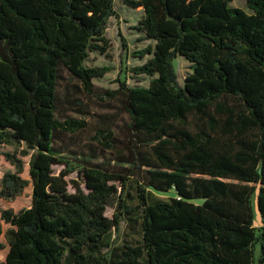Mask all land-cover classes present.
<instances>
[{
  "label": "trees",
  "instance_id": "1",
  "mask_svg": "<svg viewBox=\"0 0 264 264\" xmlns=\"http://www.w3.org/2000/svg\"><path fill=\"white\" fill-rule=\"evenodd\" d=\"M230 1L124 0L154 42L132 73L151 80L103 91L122 136L98 128L95 149L69 164L64 138L87 122L66 104L83 112L82 95L97 96L103 69L85 62L105 50L114 0H0V146L14 169L0 198L30 187L27 208L0 209V264H264V0H244L248 12ZM178 56L190 69L181 85ZM62 72L76 102L58 97ZM57 164L77 171L72 192ZM129 222L138 238L115 244Z\"/></svg>",
  "mask_w": 264,
  "mask_h": 264
},
{
  "label": "rangeland",
  "instance_id": "2",
  "mask_svg": "<svg viewBox=\"0 0 264 264\" xmlns=\"http://www.w3.org/2000/svg\"><path fill=\"white\" fill-rule=\"evenodd\" d=\"M230 6L242 9L246 12L247 8L244 0H231ZM115 15L110 17L107 23L105 31V39L107 45L103 53L92 52L89 53L85 62L87 67L102 68L104 74L101 77L94 78L92 84L96 89L97 96L86 97L82 95L83 99V112L76 110L74 106L66 104V115L71 118L84 120L87 122V127L80 132L68 134L63 141L62 148L66 151L64 157L69 161L80 160V155L90 154L89 148L95 149L96 141L93 137L98 128L103 126H110L112 129L122 136L121 124L124 120V116L119 113V103L117 98L110 99L104 94L103 91L116 90L121 83H124L127 87H147L151 77L145 75H136L132 73V68L141 65L148 55L139 57V52L148 46H153L154 42L144 38L143 34L136 30L137 22L142 15L141 8L132 9L124 4V0H114ZM173 69L177 75L178 84L181 85L183 78L186 74L190 73L189 64L181 57H176L173 62ZM76 81L70 80V76L65 72H62L61 79L58 83V97L62 100L63 97H67L69 102H76L81 98L80 94L74 91L72 85ZM77 84V83H76ZM86 102V104H84ZM86 105V106H85ZM119 113V115H117ZM13 149L8 146H0V178L6 172H13L14 169L10 166L3 156L4 153H11ZM23 163V171L21 177L28 180V156L22 157L17 155ZM71 165H75L71 162ZM55 174L62 171L66 172L65 181L68 183V191L72 192V186L75 183L79 184L80 180L77 176L76 170H71L70 167H65L62 164H57L52 167ZM155 195L161 199H168L175 197V194L171 191L167 193H155ZM115 199H110L109 205L106 207L105 215L111 217L114 212ZM195 204L201 203V201H193ZM30 205V187L28 186L23 192L9 200H3L0 198V209H10L13 212H18L21 209L27 208ZM256 211V209H255ZM254 225H260V218L257 212L254 213ZM130 223V222H129ZM130 226H126L121 223L119 230L113 232L112 239L114 243L118 244L123 241L134 242L138 238L137 226L131 222ZM6 226L3 225V230ZM1 241L5 245L4 239L1 237ZM6 249L4 248L0 252V261L3 260Z\"/></svg>",
  "mask_w": 264,
  "mask_h": 264
}]
</instances>
